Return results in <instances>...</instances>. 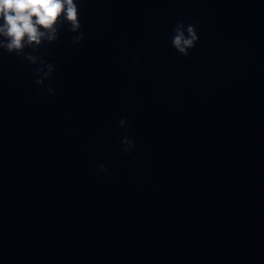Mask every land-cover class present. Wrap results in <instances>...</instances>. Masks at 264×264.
<instances>
[{"label":"water","instance_id":"water-1","mask_svg":"<svg viewBox=\"0 0 264 264\" xmlns=\"http://www.w3.org/2000/svg\"><path fill=\"white\" fill-rule=\"evenodd\" d=\"M78 7L43 84L0 49V264H264V0Z\"/></svg>","mask_w":264,"mask_h":264},{"label":"clouds","instance_id":"clouds-1","mask_svg":"<svg viewBox=\"0 0 264 264\" xmlns=\"http://www.w3.org/2000/svg\"><path fill=\"white\" fill-rule=\"evenodd\" d=\"M65 25L70 32L77 33L72 38V44H80L84 33L81 31L78 0H0V49L22 56L33 65H46L47 71L41 66L36 69L38 79L35 83L38 85L51 78L55 65L43 57L38 63L34 53L44 41L49 44L55 42ZM198 40L195 25H185L181 21L174 27L170 43L179 55L187 57ZM26 48L32 49V52L25 53ZM47 91L50 94L55 92L50 85ZM119 123L124 127L127 120L121 119ZM121 143L123 151L130 153L133 141L125 136ZM98 170L107 171L103 164Z\"/></svg>","mask_w":264,"mask_h":264}]
</instances>
